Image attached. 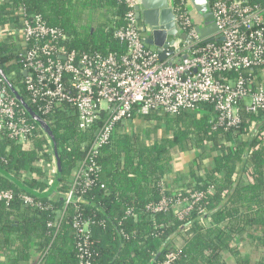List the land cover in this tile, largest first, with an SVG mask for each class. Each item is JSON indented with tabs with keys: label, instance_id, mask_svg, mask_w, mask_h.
<instances>
[{
	"label": "trees",
	"instance_id": "1",
	"mask_svg": "<svg viewBox=\"0 0 264 264\" xmlns=\"http://www.w3.org/2000/svg\"><path fill=\"white\" fill-rule=\"evenodd\" d=\"M244 1L264 9V0ZM20 9L40 15L50 27L62 30L72 50L104 55L126 51L113 29L108 30L111 19L96 30L81 25L88 11L100 10L102 15L123 19L127 8L118 0H5L0 6V23L18 24ZM19 51L18 45L0 42V66L29 104L21 84L22 67L16 61ZM255 84L262 83L257 79ZM30 107L40 114L35 105ZM137 111L131 120L151 126L137 128L132 134L125 132L122 123L116 126L96 158L99 171L91 176L94 183L77 208L66 206V195L102 122L88 132L79 131L76 111L69 107L45 118L61 161L57 191L50 198H37L0 173V189L15 193L9 205L0 201V264H79L75 218L90 221L92 264H155L172 251L179 252L175 264H264V255L258 261L244 259L236 245L246 233L254 234L257 245L264 248V111L251 113L241 108V123L229 129L215 128L210 122L216 116L212 104L177 115L155 110L142 116ZM30 122L35 135L44 133ZM35 141L34 148L27 150L5 138L0 144V168L32 191L44 193L55 178L50 167L53 159L40 154L48 140ZM190 150L200 152L199 165L190 173L192 182L184 191H205L210 186L214 191L184 219L173 209L150 212L149 205L175 192L162 193L161 189L172 169L173 154ZM200 171L205 174L200 176ZM248 174L252 182L243 181ZM25 195L41 206L25 204ZM59 213L62 221L50 228L48 224ZM226 253L234 261L227 262Z\"/></svg>",
	"mask_w": 264,
	"mask_h": 264
},
{
	"label": "built area",
	"instance_id": "2",
	"mask_svg": "<svg viewBox=\"0 0 264 264\" xmlns=\"http://www.w3.org/2000/svg\"><path fill=\"white\" fill-rule=\"evenodd\" d=\"M118 1L127 8L125 17L102 15L101 21L104 26L111 19L108 30L113 29L115 39L125 46L121 55L72 50L62 30L50 27L40 15L25 9L16 13L18 24L0 23V42L20 47L16 61L21 64L22 74L27 73L21 84L40 117L46 121L69 107L76 111L79 131L88 132L102 122L87 160L75 169L73 187L66 195L67 207H78L82 195L94 183L91 176L99 171L96 158L100 149L110 142L118 124L132 119L136 108L142 116L155 110L177 115L212 104L216 116L210 122L215 128L225 129L241 123V108L251 113L264 111V85L255 84L264 78V9L244 0H209L218 33L213 40H202L191 19L189 2L174 0L175 20L187 36L159 50L145 43L136 17L137 0ZM4 2L0 0V6ZM120 21L123 23L116 25ZM169 51L172 55L161 61L160 53ZM30 121L33 120L0 75V144L7 138L30 150L37 138L46 139L40 154H48L55 165L49 139L45 133L35 135ZM78 186L80 191L76 190ZM161 189L162 193L170 190L164 183ZM213 191L212 186L205 191H175L170 196L163 195L148 210L156 213L173 209L179 219H184ZM14 199L13 191L0 189L1 202L9 205ZM22 200L41 206L31 196H22ZM61 221L59 213L48 226L54 229ZM73 227L78 231L79 264H92L88 254L90 221L75 218ZM178 257L179 252L172 251L155 264H175Z\"/></svg>",
	"mask_w": 264,
	"mask_h": 264
},
{
	"label": "water",
	"instance_id": "3",
	"mask_svg": "<svg viewBox=\"0 0 264 264\" xmlns=\"http://www.w3.org/2000/svg\"><path fill=\"white\" fill-rule=\"evenodd\" d=\"M191 6L190 16L193 23L196 25V30L202 40H213L218 33V28L214 23V16L210 11L209 0H187ZM174 0H137V19L142 25L141 31L145 36V43L150 47L157 49L168 48L172 45L176 38L186 39V34L180 30L179 25L175 20V15L172 10ZM172 55V52L160 53V60L163 61ZM26 76V72H23ZM0 75L10 87L16 100L27 111L30 118L36 123L39 128L47 135L53 150L54 161L56 165V175L51 183L50 188L39 193L29 189L22 181L10 176L5 170L0 168V173L7 177L19 189L29 193L37 198L45 199L52 197L56 191L61 177V161L57 144L55 142L54 133L49 124L40 117L30 105L21 97L17 89L10 83L9 79L3 72L0 66Z\"/></svg>",
	"mask_w": 264,
	"mask_h": 264
},
{
	"label": "crops",
	"instance_id": "4",
	"mask_svg": "<svg viewBox=\"0 0 264 264\" xmlns=\"http://www.w3.org/2000/svg\"><path fill=\"white\" fill-rule=\"evenodd\" d=\"M102 17V12L100 10L88 11L87 14L84 16L81 25H90L92 27V30H96L99 26L103 25V22L101 21ZM260 81L264 85V78H260ZM125 123L126 125H124ZM125 123H122L125 132L132 134L137 128H139L140 125V127H142L148 122L142 120H130ZM150 126L151 125H148L147 128H149ZM127 127H129L131 131L127 130ZM132 128H134L135 130L133 131ZM199 157L200 152H197L196 150H190L186 152H175L173 154L172 169L169 174L163 179L162 183H164V185L167 186L170 191L185 190L186 187L192 182V179L190 178V173L197 169V166L199 165ZM205 162L208 163V161L206 160ZM198 174L202 176L205 173L203 171H200L198 172ZM53 175H56V168L53 171ZM248 177L245 176L243 181L252 182L253 179L250 174L248 175ZM236 245L239 247L240 256L244 259L258 261L260 255H264V248L257 245V241H255L254 234L249 235L245 233L242 237L237 240ZM34 257L36 258L37 254H35ZM224 259L229 263L234 261L230 253L224 254Z\"/></svg>",
	"mask_w": 264,
	"mask_h": 264
},
{
	"label": "rangeland",
	"instance_id": "5",
	"mask_svg": "<svg viewBox=\"0 0 264 264\" xmlns=\"http://www.w3.org/2000/svg\"><path fill=\"white\" fill-rule=\"evenodd\" d=\"M190 11H191V7H190ZM124 125H126V123H125ZM146 125H147V124H146ZM146 125L142 126V128L145 129V130L147 129V128H146ZM138 126H139V125H138ZM140 126H141V125H140ZM140 126H139V128H140ZM132 129H133V131L135 130L134 128H132ZM127 130L131 131V129H130L129 127H127ZM53 166H55V165H54V164H51V165H50L51 168H52Z\"/></svg>",
	"mask_w": 264,
	"mask_h": 264
}]
</instances>
